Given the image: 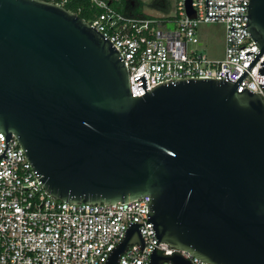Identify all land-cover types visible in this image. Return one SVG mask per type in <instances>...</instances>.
<instances>
[{
    "label": "water",
    "instance_id": "1",
    "mask_svg": "<svg viewBox=\"0 0 264 264\" xmlns=\"http://www.w3.org/2000/svg\"><path fill=\"white\" fill-rule=\"evenodd\" d=\"M232 7H248L229 17H247L259 48L236 83L225 71L132 98L123 57L85 20L51 1L0 0V158L13 137L50 197L106 206L149 196L157 244L206 264H264V101L237 92L264 54V0ZM145 224H130L105 264L130 244L142 251ZM155 249L150 264H190Z\"/></svg>",
    "mask_w": 264,
    "mask_h": 264
},
{
    "label": "built area",
    "instance_id": "2",
    "mask_svg": "<svg viewBox=\"0 0 264 264\" xmlns=\"http://www.w3.org/2000/svg\"><path fill=\"white\" fill-rule=\"evenodd\" d=\"M64 7L72 0H49ZM101 12L86 23L107 39L123 57L132 98L151 91L160 83L185 78H210L236 83L256 54L258 46L245 29L249 0H189L194 17L186 12L188 0H174L175 30L166 21L133 18L100 0H90ZM79 11V10H78ZM80 12V11H79ZM225 27L221 60L208 59L197 36L200 25ZM234 28V31L232 30ZM160 30V31H157ZM252 52L247 58L245 54ZM264 54L244 76L237 92L245 88L264 101V76H258ZM5 134L0 132V155ZM0 158V264H105L119 245L128 226L147 222L149 196L120 205L70 204L45 193L16 139L11 137ZM144 248L130 244L118 264H150L153 248L161 257L178 254L190 264H206L185 251L159 242L151 223L139 226ZM157 244V245H156ZM161 264H172L163 262Z\"/></svg>",
    "mask_w": 264,
    "mask_h": 264
},
{
    "label": "rangeland",
    "instance_id": "3",
    "mask_svg": "<svg viewBox=\"0 0 264 264\" xmlns=\"http://www.w3.org/2000/svg\"><path fill=\"white\" fill-rule=\"evenodd\" d=\"M142 4L143 13L158 21H166L165 29L168 32L175 30L173 19L176 16L174 0H167L168 8L163 11L152 7L154 0H139ZM160 31V30H157ZM197 36L202 46L198 51H205L208 59L221 60L224 53L225 27L222 24L200 25L197 28Z\"/></svg>",
    "mask_w": 264,
    "mask_h": 264
},
{
    "label": "trees",
    "instance_id": "4",
    "mask_svg": "<svg viewBox=\"0 0 264 264\" xmlns=\"http://www.w3.org/2000/svg\"><path fill=\"white\" fill-rule=\"evenodd\" d=\"M49 1V0H45ZM109 4L114 10L122 13L125 16L133 18H149L142 10V4L139 0H100ZM152 7L165 11L167 0H154ZM65 9L76 14L81 19L88 21L89 17L95 16L101 12L90 0H72L64 6ZM80 12H79V11Z\"/></svg>",
    "mask_w": 264,
    "mask_h": 264
}]
</instances>
